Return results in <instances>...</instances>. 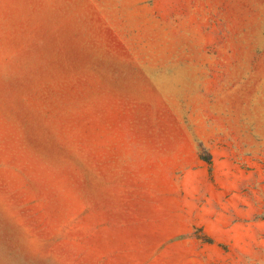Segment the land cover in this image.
I'll return each mask as SVG.
<instances>
[{"label":"rangeland","instance_id":"1","mask_svg":"<svg viewBox=\"0 0 264 264\" xmlns=\"http://www.w3.org/2000/svg\"><path fill=\"white\" fill-rule=\"evenodd\" d=\"M0 264H264V0H0Z\"/></svg>","mask_w":264,"mask_h":264}]
</instances>
